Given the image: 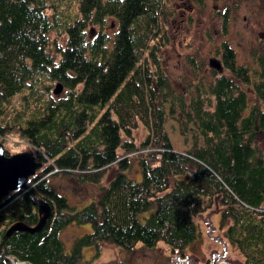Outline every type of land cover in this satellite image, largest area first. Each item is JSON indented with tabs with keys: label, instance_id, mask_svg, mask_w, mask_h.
Wrapping results in <instances>:
<instances>
[{
	"label": "trees",
	"instance_id": "16d2710c",
	"mask_svg": "<svg viewBox=\"0 0 264 264\" xmlns=\"http://www.w3.org/2000/svg\"><path fill=\"white\" fill-rule=\"evenodd\" d=\"M166 14L165 0H0V142L5 154L17 146L42 162L27 187L53 210L40 231L4 239L0 264L3 255L89 264L83 249L98 256L103 243L131 250L161 242L184 258L201 237L195 218L215 206L241 264H264V54L241 65L222 43L227 73L212 69L209 80L177 90L157 55ZM168 118L200 144L173 148ZM57 176L106 183L76 207L50 184ZM38 218L22 189L3 196L0 243L13 223ZM68 225L90 228L67 244Z\"/></svg>",
	"mask_w": 264,
	"mask_h": 264
},
{
	"label": "rangeland",
	"instance_id": "374dc122",
	"mask_svg": "<svg viewBox=\"0 0 264 264\" xmlns=\"http://www.w3.org/2000/svg\"><path fill=\"white\" fill-rule=\"evenodd\" d=\"M165 1L170 14H166L162 22L166 40L157 55L173 88L181 90L201 77L209 80L214 69L208 64L212 57L223 66L221 71L215 69L216 72L227 73L220 56L222 43H226L234 51L236 62L241 65L254 67L255 56L264 54V0H202V4L195 0ZM107 32L111 33L112 29ZM243 87L247 90V86ZM254 96L252 92H248L249 104L254 102ZM165 128L173 148L179 151L201 142L200 138L191 135L183 137L176 121L171 118L166 120ZM145 134L146 131L140 128L133 132V137L140 142ZM8 149L10 153L25 151L17 146ZM137 170V163L132 160L129 174L132 176ZM134 177L138 179L140 174L137 172ZM49 180L76 207L88 203L106 183L105 178L97 186L79 184L69 176H57ZM219 209L220 207L215 206L195 218L201 237L188 250L190 264H210L214 256L222 252L221 241L227 243L226 260L231 264L242 263L240 254L224 238V228H220ZM89 228V225H68L62 230L61 237L68 244ZM94 250V247L83 249V256L89 264H176L177 260L161 242L150 248L137 245L131 250H121L103 243L98 256H94Z\"/></svg>",
	"mask_w": 264,
	"mask_h": 264
},
{
	"label": "water",
	"instance_id": "95a60500",
	"mask_svg": "<svg viewBox=\"0 0 264 264\" xmlns=\"http://www.w3.org/2000/svg\"><path fill=\"white\" fill-rule=\"evenodd\" d=\"M209 65L220 71L222 69L221 63L217 59H210ZM62 90V85L57 83L53 89L54 94H59ZM42 166V162L37 161L33 153L28 151H19L11 154H5L4 145L0 142V198L9 194L12 191L22 189L26 195L30 198L31 202L37 207L39 218L35 225L29 226L20 221L13 223L5 231L1 243V246L6 237H8L14 231H26L30 233L38 232L46 225L47 220L52 215L51 205L42 198H35L28 190L27 183L31 176L35 174L38 168ZM224 252H226L225 242ZM3 255V254H2ZM5 264H30L25 261H19L3 255ZM178 264H190L188 259L180 260ZM214 264H229L227 262Z\"/></svg>",
	"mask_w": 264,
	"mask_h": 264
},
{
	"label": "bare ground",
	"instance_id": "6f19581e",
	"mask_svg": "<svg viewBox=\"0 0 264 264\" xmlns=\"http://www.w3.org/2000/svg\"><path fill=\"white\" fill-rule=\"evenodd\" d=\"M179 260L176 261V264H178Z\"/></svg>",
	"mask_w": 264,
	"mask_h": 264
}]
</instances>
